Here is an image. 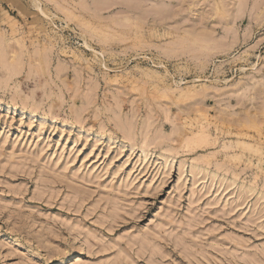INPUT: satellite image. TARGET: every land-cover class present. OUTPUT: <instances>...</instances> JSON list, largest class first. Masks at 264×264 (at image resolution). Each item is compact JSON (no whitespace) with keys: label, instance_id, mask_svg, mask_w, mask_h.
<instances>
[{"label":"rangeland","instance_id":"rangeland-1","mask_svg":"<svg viewBox=\"0 0 264 264\" xmlns=\"http://www.w3.org/2000/svg\"><path fill=\"white\" fill-rule=\"evenodd\" d=\"M0 264H264V0H0Z\"/></svg>","mask_w":264,"mask_h":264}]
</instances>
